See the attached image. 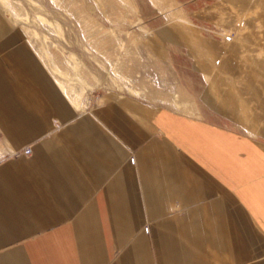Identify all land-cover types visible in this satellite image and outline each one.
<instances>
[{
  "label": "crops",
  "instance_id": "obj_1",
  "mask_svg": "<svg viewBox=\"0 0 264 264\" xmlns=\"http://www.w3.org/2000/svg\"><path fill=\"white\" fill-rule=\"evenodd\" d=\"M234 1L227 40L168 28L196 115L80 111L0 8V264H264V0Z\"/></svg>",
  "mask_w": 264,
  "mask_h": 264
},
{
  "label": "rangeland",
  "instance_id": "obj_2",
  "mask_svg": "<svg viewBox=\"0 0 264 264\" xmlns=\"http://www.w3.org/2000/svg\"><path fill=\"white\" fill-rule=\"evenodd\" d=\"M5 1L7 5L0 0V8L13 25L27 37V29L36 32L37 44L29 40L56 80L60 76L69 86L86 90L82 96V102L90 97L86 109L111 99L129 108L130 99H136L155 108L166 104L189 115L201 112L197 93L205 79L192 69L189 48L167 41L173 39L168 28L197 34L200 31L195 29L207 25L210 28L205 32L227 40L233 31L223 29L222 24L239 9L234 0ZM37 12L45 13L50 21L29 24L16 16L31 13L37 17ZM219 13L225 15L220 25ZM110 55L118 59L120 69L130 68L136 74L134 80L114 72ZM134 84L142 90L140 95L128 90Z\"/></svg>",
  "mask_w": 264,
  "mask_h": 264
},
{
  "label": "bare ground",
  "instance_id": "obj_3",
  "mask_svg": "<svg viewBox=\"0 0 264 264\" xmlns=\"http://www.w3.org/2000/svg\"><path fill=\"white\" fill-rule=\"evenodd\" d=\"M4 2H5V5L8 4L7 1L4 0ZM37 13H39L37 17H35L31 13L16 14V16L19 19H21L23 22H26L29 24L30 23L31 24L38 23L39 19H41L42 21H48L49 20V18L45 15V13H42V12L41 13L37 12ZM26 32L29 35L28 38L31 39L32 43L37 44L36 32L32 29H29V30L27 29ZM37 49H38L39 53L41 54L40 47H37ZM108 54H106V55H108ZM108 58L110 59L109 61L111 62V65H112L114 72H116L118 75L124 77L125 79L131 78L130 80H134V77H136V74L135 75L131 74V72H133V71H131L130 68H124L122 70V69H120V64L117 61L118 59H116V58L114 59L113 56H111V55ZM126 67H128V66L126 65ZM56 75H58V74H56ZM57 82L60 85V87L64 90V92L70 97L74 106H76V108L79 109L80 111L83 110L85 108V106L89 103L90 97L87 98V100H85V102H82V96L84 95V92L86 91L85 89H83V88L78 89V88L74 87L73 85L69 86L65 82V80L63 78H61L60 76H57ZM127 88L130 91V93L133 95H140V93L142 92V90L139 87H137L135 84L133 86H128ZM184 110H185V112L186 111L191 112L190 109H184Z\"/></svg>",
  "mask_w": 264,
  "mask_h": 264
},
{
  "label": "built area",
  "instance_id": "obj_4",
  "mask_svg": "<svg viewBox=\"0 0 264 264\" xmlns=\"http://www.w3.org/2000/svg\"><path fill=\"white\" fill-rule=\"evenodd\" d=\"M31 152V149H27L26 153L29 154Z\"/></svg>",
  "mask_w": 264,
  "mask_h": 264
}]
</instances>
